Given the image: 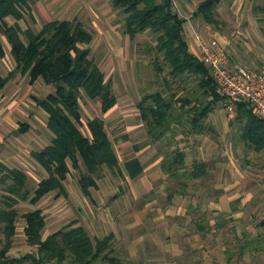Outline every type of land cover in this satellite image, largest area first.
<instances>
[{"label":"trees","instance_id":"16d2710c","mask_svg":"<svg viewBox=\"0 0 264 264\" xmlns=\"http://www.w3.org/2000/svg\"><path fill=\"white\" fill-rule=\"evenodd\" d=\"M221 1L202 0L193 15L217 23L216 7ZM33 2L0 0V30L15 62V68L6 77L0 76V87L17 72L27 75L31 83L42 79L51 86V92L36 98V103L47 115V128L52 138L49 144L31 153L47 173L33 190L27 187L24 171L0 163V181L5 184V206L0 208V234L3 235L0 264H96L98 261L123 264L121 258L114 255L113 232L93 238L84 226L72 222L43 237L45 215L40 208L34 207L22 216L26 221V241L36 248V254L9 255L19 214L14 205L20 201L35 205L52 192L56 196L66 195L64 181L71 168L79 170L80 190L90 198L91 188L97 186L96 177L104 168L120 175L126 172L130 178L143 171L137 158L125 161L123 165L119 163L101 118L94 117L87 122L90 135L80 128L83 125L81 95L99 99L103 113L117 102L111 83L105 80V74L90 57L89 44L93 34L80 21L67 19L48 21L38 31L31 27L23 30L17 21L31 14ZM111 5L123 14L124 32L130 39L146 30L155 34L156 44L147 47L157 54L154 62L157 75L166 68L173 80L192 76L195 82L194 96L179 98L174 93L166 96L158 90L141 96L137 106L147 134L154 141L160 140L171 132V124L179 123L186 112L189 113L190 129H201L203 120L223 98L216 93L210 67L190 50L184 36L185 19L174 9L173 0H111ZM7 17L16 22L8 24ZM4 56V45L0 40V57ZM178 102L181 111L176 108ZM22 126L19 131L29 128L27 123ZM232 126L246 146L257 151L264 149V118L255 114L249 102L238 104ZM183 162L184 153L177 151L174 160L165 165V171L176 172ZM200 165L194 166V171H200Z\"/></svg>","mask_w":264,"mask_h":264},{"label":"rangeland","instance_id":"374dc122","mask_svg":"<svg viewBox=\"0 0 264 264\" xmlns=\"http://www.w3.org/2000/svg\"><path fill=\"white\" fill-rule=\"evenodd\" d=\"M200 1L202 0H173L174 9L185 19L184 36L189 45L196 41V34L205 40L218 37L228 43L226 50L231 64L241 62L251 69L263 66L264 0H222L216 7L217 23H209L201 15H193ZM123 17L118 9L113 8L111 0H34L31 14L17 21L23 30L31 27L38 31L44 23L51 20H77L93 34V40L89 44L90 57L105 74V80L111 83L117 102L103 113L99 99L81 95L79 102L83 125L80 128L84 134L90 135L87 122L94 117L101 118L121 165L135 157L137 149L149 142L146 126L143 124L145 130L137 129L138 123L142 122L137 103L145 92L158 90L166 96L174 93L179 98L195 95L192 76L173 80L166 68L157 75L154 66L157 54L147 47L156 44L155 34L146 30L130 39L124 32ZM5 20L8 24L16 22L12 17ZM0 40L5 50V56L0 57V76L6 77L15 68V62L1 30ZM51 90V86L42 79L31 83L28 76L20 72L0 87V162L21 168L26 173L29 190H33L47 176L45 170L32 158L31 151L43 148L52 138L47 128V115L36 103V98L46 96ZM176 108L181 111L179 102L176 103ZM214 109L225 110V99L217 101ZM188 117L189 113H183L177 123L184 130H190ZM23 123L29 126L24 132L19 131ZM155 149L156 145H152L145 154L151 157ZM79 174V170L71 168L64 181L68 191L66 197H58L52 192L46 195L51 196H45L35 205L25 201L18 203L17 233L9 251L10 256L36 254V248L29 245L21 235L24 225L22 211L33 206L41 208L45 215L46 224L42 234L59 229L73 217H78L93 238L112 232L108 222L95 224L93 219L94 214L105 217L107 211H110L114 222L112 224L118 231L114 232V255L121 258L123 264L129 263V253L125 246V180L116 171L104 168L96 177L97 186L91 188L90 198L80 190ZM143 182L140 178L130 184L135 189L137 183L142 187ZM120 185L123 186V191L120 190ZM4 187L5 184L0 181V208L5 206L2 200ZM91 207H96L97 210L92 212ZM2 240L3 235L0 234V247ZM96 264L110 263L98 261Z\"/></svg>","mask_w":264,"mask_h":264},{"label":"crops","instance_id":"0c3cea01","mask_svg":"<svg viewBox=\"0 0 264 264\" xmlns=\"http://www.w3.org/2000/svg\"><path fill=\"white\" fill-rule=\"evenodd\" d=\"M210 39H216L228 49L226 41L218 37ZM189 46L193 53L197 51L196 41ZM139 116L142 122L137 129L145 130L140 111ZM233 119L228 118L226 110L213 109L199 130H184L173 123L171 132L160 140L154 141L147 134L149 142L130 158H137L143 171L134 178L126 172L121 175L127 186L128 264H264V149L257 151L246 146L232 126ZM152 145L156 149L149 157L145 153ZM177 151L184 153L183 165L169 173L165 165L174 160ZM199 164L200 171H194V166ZM140 178L144 181L142 187L137 183L135 190L130 183ZM120 187L123 191V186ZM14 206L19 211L18 204ZM93 219L95 224L108 222L110 230L117 231L110 211L105 217L94 214ZM23 220L21 235L26 238L24 217ZM72 222L84 224L78 217H73L69 223ZM16 233L17 221L14 237Z\"/></svg>","mask_w":264,"mask_h":264},{"label":"built area","instance_id":"2783aa9c","mask_svg":"<svg viewBox=\"0 0 264 264\" xmlns=\"http://www.w3.org/2000/svg\"><path fill=\"white\" fill-rule=\"evenodd\" d=\"M196 55L210 67L216 83V93L225 99L229 119L236 115L240 102H249L255 114L264 118V65L250 69L243 64H231L229 54L216 39L205 40L196 34Z\"/></svg>","mask_w":264,"mask_h":264}]
</instances>
